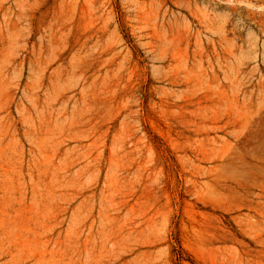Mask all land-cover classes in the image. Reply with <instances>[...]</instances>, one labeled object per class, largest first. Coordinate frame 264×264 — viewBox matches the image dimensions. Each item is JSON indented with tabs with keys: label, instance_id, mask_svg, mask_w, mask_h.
I'll return each mask as SVG.
<instances>
[{
	"label": "rangeland",
	"instance_id": "1",
	"mask_svg": "<svg viewBox=\"0 0 264 264\" xmlns=\"http://www.w3.org/2000/svg\"><path fill=\"white\" fill-rule=\"evenodd\" d=\"M0 264H264V0H0Z\"/></svg>",
	"mask_w": 264,
	"mask_h": 264
}]
</instances>
